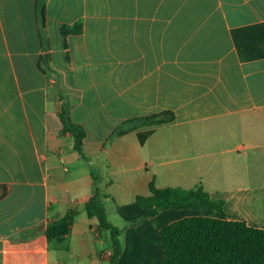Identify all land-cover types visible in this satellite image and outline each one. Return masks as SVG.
Segmentation results:
<instances>
[{"label": "crops", "instance_id": "1", "mask_svg": "<svg viewBox=\"0 0 264 264\" xmlns=\"http://www.w3.org/2000/svg\"><path fill=\"white\" fill-rule=\"evenodd\" d=\"M63 106L85 159L60 134ZM163 112L172 123L103 147ZM91 168L119 264H160L159 231L187 217L264 230V0H0V264H109V233L83 209ZM150 182L200 187L223 213L144 218L135 199ZM67 212L68 235L48 242Z\"/></svg>", "mask_w": 264, "mask_h": 264}, {"label": "trees", "instance_id": "2", "mask_svg": "<svg viewBox=\"0 0 264 264\" xmlns=\"http://www.w3.org/2000/svg\"><path fill=\"white\" fill-rule=\"evenodd\" d=\"M71 32L74 31L67 27L61 29L62 35ZM59 119L62 125L60 134L70 135L74 151L80 158L85 159L82 153L84 131L70 121L65 106L60 110ZM173 120L171 112L130 120L116 128L103 147L113 139L139 128L151 130L170 124ZM150 133L148 131L139 138L140 144H143ZM90 176L93 181V194L83 209L88 218L97 220L98 229L109 233L112 247L109 264H119L122 254L121 230L107 221L102 204L106 195L100 187L99 171L91 168ZM148 192V196H138L135 199L136 206L144 211V218L155 217L159 212L168 209L223 213V202L212 200L200 187L190 190L157 189L150 182ZM75 217V212H67L61 219L50 222L45 228L47 241L55 244L62 242ZM158 239L162 255L160 264H264V230L248 227L243 222L192 216L164 226L159 231Z\"/></svg>", "mask_w": 264, "mask_h": 264}]
</instances>
